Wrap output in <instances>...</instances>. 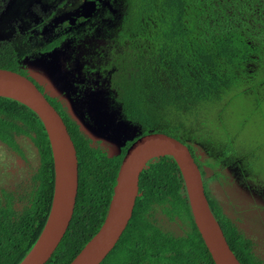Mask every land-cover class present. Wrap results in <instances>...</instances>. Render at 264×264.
Masks as SVG:
<instances>
[{
  "label": "trees",
  "instance_id": "obj_1",
  "mask_svg": "<svg viewBox=\"0 0 264 264\" xmlns=\"http://www.w3.org/2000/svg\"><path fill=\"white\" fill-rule=\"evenodd\" d=\"M119 1L112 4L115 11L105 15L101 24L92 22L84 30L85 36L102 34L104 48L113 45L118 50V57L104 59L109 58L107 71L90 69L100 74L97 87L90 92L99 97L109 119L122 122L134 135L118 154L110 156L63 104L50 100L77 150L79 189L71 224L46 264H69L99 231L108 214L120 165L135 140L163 132L195 154L193 143L201 140L206 106L226 104L234 93L264 88V0ZM116 21L120 25L113 37ZM72 36H61L45 49L61 47ZM0 69L30 78L12 50L0 52ZM185 132L191 133L189 138ZM20 138L33 143L40 164L31 177L29 192L21 197L22 208L18 209L12 194L4 192L5 201L0 199V264H20L35 245L50 213L55 179L51 146L38 114L20 102L0 97V142L24 158ZM231 157L238 155L223 146L221 154L207 163L215 170L209 178L195 154L210 207L231 250L241 264H264L254 241L207 191V184L221 176L219 168L233 164ZM238 165L246 168V162ZM139 186L141 196L133 217L101 264H214L194 222L174 159L151 160ZM171 225H178L181 232Z\"/></svg>",
  "mask_w": 264,
  "mask_h": 264
},
{
  "label": "rangeland",
  "instance_id": "obj_2",
  "mask_svg": "<svg viewBox=\"0 0 264 264\" xmlns=\"http://www.w3.org/2000/svg\"><path fill=\"white\" fill-rule=\"evenodd\" d=\"M83 2L0 0V23L6 28L5 36L0 30V47L11 43L20 68L43 85L45 91L60 98L66 111L82 125L86 134L113 156L134 133L122 122L109 119L99 97L90 91L98 85L100 74L97 72L107 71L110 62L109 58L106 62L104 59L118 57V50L113 45L104 48L106 42L102 34L85 36L84 27H79L64 48L42 55L40 51L56 37L63 20ZM114 2L121 1L105 0L103 3ZM125 7L128 8V4L125 3ZM107 13L112 12L107 10ZM104 15L102 11L93 21L99 23ZM119 25L118 21L112 24L111 36H116ZM122 53L125 55L126 51ZM91 68L97 72L90 71ZM80 80H87L88 86L76 93L74 82ZM203 113L206 116H202L201 140L193 144L207 177H212L215 171L207 163L221 154L223 146L238 155L230 158L232 165L219 168L221 176L207 184V191L221 202L224 212L237 227L254 241L257 255L264 259V88L253 89L248 94L234 93L226 104L206 106ZM184 135L189 138L191 133ZM19 142L24 158L0 142V199L5 201L4 192L14 195L18 209L22 208L21 197L29 192L31 177L40 164L33 143L21 138ZM243 162L246 168L241 169L238 163L242 165ZM171 229L181 232L178 225H171Z\"/></svg>",
  "mask_w": 264,
  "mask_h": 264
},
{
  "label": "water",
  "instance_id": "obj_3",
  "mask_svg": "<svg viewBox=\"0 0 264 264\" xmlns=\"http://www.w3.org/2000/svg\"><path fill=\"white\" fill-rule=\"evenodd\" d=\"M95 10V1L86 2L82 16L89 18ZM36 86L27 76L0 69V97L20 102L38 114L47 132L55 172L47 222L20 264H46L51 259L71 224L79 189L75 144L61 115ZM166 156L172 157L178 165L194 222L214 264H241L210 207L201 170L190 149L163 132L141 136L130 145L120 165L104 223L69 264H101L106 259L133 217L137 198L141 196L139 182L142 172L151 160Z\"/></svg>",
  "mask_w": 264,
  "mask_h": 264
},
{
  "label": "flooded vegetation",
  "instance_id": "obj_4",
  "mask_svg": "<svg viewBox=\"0 0 264 264\" xmlns=\"http://www.w3.org/2000/svg\"><path fill=\"white\" fill-rule=\"evenodd\" d=\"M92 1H95L96 2V10H95V12H94V14L91 16V17H89V18H85V17H83L82 16V13H83V6H84V4L86 3V2H92ZM103 2H105V0H102V1H99V0H84V2H83V4L80 6V8L79 9H77V10H75L74 12H72V13H70L69 14V16H68V18H65L64 20H63V22H62V24H61V26H60V28H59V31L57 32V34H56V37L55 38H53L46 46H44L43 48H41V55L42 54H49V53H52L53 51H56V50H58V49H62V48H64L65 47V45H67L68 44V42L67 43H65L63 46H61V47H54L53 49H50V50H47V49H45V48H47V46L48 45H51L52 43H54V42H57L59 39H60V37L61 36H64V35H71V34H74V30L75 29H77V28H79V27H84V29L86 28V26L89 24V23H92V22H94L93 20L95 19V18H97L101 13H102V11H104V13H105V15H109L108 13H107V10H109V11H111L112 13L115 11V9H114V6L112 5V4H110V5H108V3H107V5H105V3H103ZM103 7H105V9H103ZM98 15V16H97ZM104 15V16H105ZM104 16L102 17V18H104ZM101 18V19H102ZM98 25L99 24H101V20L99 21V23H97ZM0 30L2 31V32H4V36L6 35V28H5V26L2 24V23H0ZM39 30H40V28H39ZM97 40H99V39H97ZM7 50H12L14 53H15V55H16V57H17V54H16V50L14 49V47H13V45L11 44V43H6V44H3L1 47H0V52H2V51H7ZM72 58V57H71ZM18 59V58H17ZM74 59L72 58V61H73ZM19 62V61H18ZM84 81V82H83ZM86 81L87 80H80V82H77V83H75L74 82V85L76 86L75 87V92L76 93H78V91L80 92L81 91V89L82 88H85V87H87V85H85V84H83V83H86ZM34 83L37 85L36 87L45 95V97L48 99V101L49 102H51L50 100H56V101H58V102H60L61 104H63L64 105V103L61 101V99L60 98H58V97H54V96H52L50 93H48L47 91H45V89H44V87H43V85H41V84H39V82H35L34 81ZM76 88H77V90H76ZM79 95V94H78ZM65 106V105H64ZM66 110V109H65ZM67 112V111H66ZM59 113V112H58ZM68 113V112H67ZM60 114V113H59ZM69 114V113H68ZM70 115V114H69ZM71 116V115H70ZM62 117V116H61ZM72 117V116H71ZM73 118V117H72ZM74 119V118H73ZM191 151V150H190ZM191 153H192V155H193V157H194V159H196L195 158V154H196V156H198L197 155V152H195V154L191 151ZM198 160H199V162H201L200 161V159H199V157H198ZM196 161V160H195ZM198 162V163H199ZM197 163V162H196ZM197 163V164H198ZM198 166H199V164H198ZM199 168H200V166H199ZM200 170H201V168H200ZM201 173H202V170H201ZM202 177H203V181H204V175H203V173H202ZM204 186H205V181H204Z\"/></svg>",
  "mask_w": 264,
  "mask_h": 264
}]
</instances>
